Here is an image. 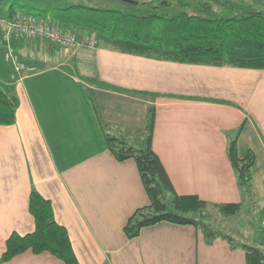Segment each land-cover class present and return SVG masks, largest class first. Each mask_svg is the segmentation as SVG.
Segmentation results:
<instances>
[{"label":"crops","instance_id":"obj_1","mask_svg":"<svg viewBox=\"0 0 264 264\" xmlns=\"http://www.w3.org/2000/svg\"><path fill=\"white\" fill-rule=\"evenodd\" d=\"M13 47L38 72L12 82L0 46V82L19 100L15 123L0 126V264H64L31 252L1 263L12 234L35 230L33 191L51 201L79 264H247L243 250L209 244L192 225L160 223L128 239L129 219L150 201L136 162L117 161L105 136L135 139L154 111L153 150L178 196L241 211L252 201L264 219V70L27 39ZM235 139L239 158H255L250 191L228 157Z\"/></svg>","mask_w":264,"mask_h":264},{"label":"trees","instance_id":"obj_2","mask_svg":"<svg viewBox=\"0 0 264 264\" xmlns=\"http://www.w3.org/2000/svg\"><path fill=\"white\" fill-rule=\"evenodd\" d=\"M212 4L220 6L225 14L214 12ZM146 7L139 11L105 10L81 5L40 9L0 0V14L6 18H13L18 13L35 15L80 38L82 31H87L95 47L176 63L264 70L263 12L254 11L251 6L218 0H205L194 7L183 1L177 5L147 4ZM25 8L38 10L39 13L24 11ZM18 106L19 100L12 89L0 82V126L15 123ZM154 123L155 113L152 111L148 128L135 139L105 136L106 145L117 161L136 162L150 201L149 206L138 210L129 219L124 229L127 238L135 239L143 229L160 223L192 225L203 232L209 244L223 238L232 248L246 253L247 264H264V253L259 248L240 243L205 222L207 203L196 196L176 194L159 156L153 150ZM228 157L240 186L250 191L254 155L249 153L239 158L235 139L229 145ZM167 196L171 197V204ZM215 207L225 217H234L241 211V204ZM29 211L35 221V230L24 236L12 234L7 240L1 263L31 252L34 255L50 254L64 264H79L67 229L55 219L51 201L33 191Z\"/></svg>","mask_w":264,"mask_h":264},{"label":"rangeland","instance_id":"obj_3","mask_svg":"<svg viewBox=\"0 0 264 264\" xmlns=\"http://www.w3.org/2000/svg\"><path fill=\"white\" fill-rule=\"evenodd\" d=\"M9 3H17L19 5L37 7L40 9L55 7L64 8L72 5H81L86 7L105 9V10H117V11H127V10H144L147 9V4H153L154 6L168 3L172 5H177L180 1L189 4L191 7L198 6L205 2V0H6ZM219 2H232L241 6H251L254 11H261L264 13V0H257L253 3L252 0H218ZM258 4V5H257ZM212 9L214 12L225 14L220 6L212 4ZM257 9V10H256ZM24 11H29L33 14L38 15V10H29V8L23 9ZM82 37H91L88 35L89 32L82 31ZM168 203L171 204V197L167 196ZM204 220L210 223L218 230L223 231L229 236L233 237L240 243H245L247 245L259 248L264 253V240L263 236L259 232V224L262 220L261 214H257L253 210L252 201L246 202L241 213L235 217H225L219 213L218 209L208 207L205 211ZM189 217H196L195 215H188ZM236 241V242H237Z\"/></svg>","mask_w":264,"mask_h":264},{"label":"built area","instance_id":"obj_4","mask_svg":"<svg viewBox=\"0 0 264 264\" xmlns=\"http://www.w3.org/2000/svg\"><path fill=\"white\" fill-rule=\"evenodd\" d=\"M0 33V46L5 49L4 60L12 68V82H21L27 76L38 72L37 67L28 65L14 50V43L19 40L48 43L70 52L79 47L96 46L90 38L77 37L52 25L48 19L31 14L18 13L13 18H6L0 14ZM259 231L264 237V219L259 224Z\"/></svg>","mask_w":264,"mask_h":264}]
</instances>
